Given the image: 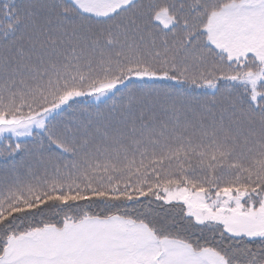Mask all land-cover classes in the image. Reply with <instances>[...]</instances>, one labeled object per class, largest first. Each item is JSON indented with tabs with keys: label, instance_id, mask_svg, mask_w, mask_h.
Instances as JSON below:
<instances>
[{
	"label": "snow or ice",
	"instance_id": "snow-or-ice-1",
	"mask_svg": "<svg viewBox=\"0 0 264 264\" xmlns=\"http://www.w3.org/2000/svg\"><path fill=\"white\" fill-rule=\"evenodd\" d=\"M0 264H264V0H0Z\"/></svg>",
	"mask_w": 264,
	"mask_h": 264
}]
</instances>
